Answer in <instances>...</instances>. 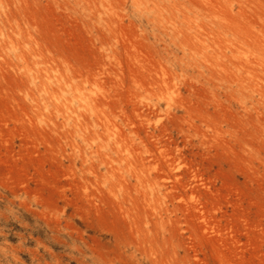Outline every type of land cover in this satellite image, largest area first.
Masks as SVG:
<instances>
[{
    "label": "rangeland",
    "instance_id": "374dc122",
    "mask_svg": "<svg viewBox=\"0 0 264 264\" xmlns=\"http://www.w3.org/2000/svg\"><path fill=\"white\" fill-rule=\"evenodd\" d=\"M206 1L0 0V264H264V0Z\"/></svg>",
    "mask_w": 264,
    "mask_h": 264
},
{
    "label": "bare ground",
    "instance_id": "6f19581e",
    "mask_svg": "<svg viewBox=\"0 0 264 264\" xmlns=\"http://www.w3.org/2000/svg\"><path fill=\"white\" fill-rule=\"evenodd\" d=\"M173 1V0H172ZM206 1V0H205ZM207 2V1H206ZM228 3V2H227ZM208 4V3H207ZM209 4H210V2H209ZM192 11V10H191ZM180 13V12H179ZM173 15V14H172ZM208 15V14H207ZM174 16V15H173ZM224 19V18H223ZM243 27V26H242ZM255 30V29H254ZM257 31V30H256ZM216 52V51H215ZM243 71V70H242Z\"/></svg>",
    "mask_w": 264,
    "mask_h": 264
}]
</instances>
